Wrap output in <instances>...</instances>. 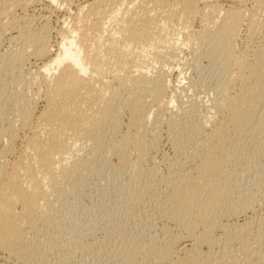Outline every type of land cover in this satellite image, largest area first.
<instances>
[{
  "label": "bare ground",
  "instance_id": "1",
  "mask_svg": "<svg viewBox=\"0 0 264 264\" xmlns=\"http://www.w3.org/2000/svg\"><path fill=\"white\" fill-rule=\"evenodd\" d=\"M37 4L42 5L38 15H30L27 10ZM53 15L59 23L54 45L49 41ZM0 26L18 41L0 55V74L10 83L22 78L24 87L32 88L27 94L20 84L8 85L13 117L0 127L5 141L0 150V264L33 258L52 226L50 214L63 186L97 162L127 161L130 154L137 161L131 199L141 200L144 186L156 179L167 187L163 204L180 232L164 249L191 253L200 241L214 240L237 182L236 151L244 137L264 136V0H0ZM182 48L221 62L212 88L215 112L198 120L199 140L186 155L189 167L175 166L160 178L158 165H141L156 142L150 131L163 120L169 128L173 123L169 104L176 94L170 90L169 70L161 66ZM30 56L34 63L21 69ZM152 61L156 66L161 61L156 73H151ZM247 224L233 227L226 242L238 240L242 255L251 256L253 224ZM257 237L253 240L261 241Z\"/></svg>",
  "mask_w": 264,
  "mask_h": 264
},
{
  "label": "rangeland",
  "instance_id": "2",
  "mask_svg": "<svg viewBox=\"0 0 264 264\" xmlns=\"http://www.w3.org/2000/svg\"><path fill=\"white\" fill-rule=\"evenodd\" d=\"M40 6L42 5L37 4L29 7L27 12L33 16L38 15ZM54 13L55 15L60 14L57 11L52 14ZM55 15L49 20L52 27L49 41L51 44L53 43L52 45L59 37L56 34L59 23L56 22ZM2 29L4 28L0 26V55L9 53L7 51H11L18 42L12 36L11 31ZM30 49L28 50L30 51ZM189 52L188 48L177 49L175 57L166 56L167 58L162 60L164 62L168 60L166 63H162L161 67L164 70H169H167L168 77L172 80L170 90L176 94V100L169 104L174 125L172 123L169 128L163 120L162 124L158 126L159 129L150 131V135L156 138L152 137L156 142L154 147L150 148L144 163L141 161L143 163L141 166L144 169L149 165H158L160 178L167 177V174L169 175L175 166L179 167L176 168L177 170H185L189 167L186 155L190 150L195 149L197 140H199L197 139L198 133H196L199 130H195L200 122L198 120L209 117L207 113L215 112L212 110L215 109L217 96L215 93L213 94L212 88L215 84L214 81L218 80L217 75L221 69V62L205 54H196L195 56V53L193 55ZM33 63L34 58L27 57L21 69L30 68ZM150 63L152 66L154 65L151 73L159 71L157 67H160L161 61L157 62V66L153 61ZM15 79L14 83H10L3 73L0 74V90L3 89L0 91L1 105H3L0 106V127L2 128L9 122V118L13 117L11 114L13 113L11 110L13 109V100L10 99L12 98V89L8 85H11L12 88L19 84V88L24 87L22 78L16 77ZM24 89L27 94L32 93V88L24 87ZM188 109L193 111L189 112ZM154 114L157 115V113ZM156 115H154V119L158 117ZM126 116L127 114H124L121 118L123 123ZM151 119L153 120V118ZM155 130L157 134L154 133ZM198 137H200V131ZM3 140L4 138L0 140V150L4 145L2 143L5 142ZM236 152L237 155L235 154L236 157L233 158V160L235 159L233 168L237 171L235 180L237 182L222 209V213H224L220 218L222 222H219V227L217 226L213 232L214 240L210 237L212 241L210 239L200 241L202 245L199 242V248L191 253H189L190 251L179 252L174 247L170 248L171 250L175 249L172 253L170 249H164L166 244L170 247L172 235L175 233L177 235L180 229L173 216L171 217L168 215L169 212H166V209L169 208L167 204H163L165 197L162 198V196L168 194L164 195L167 187L163 183H158L156 179L157 182L149 183V188L144 186L146 195L141 200L131 199L132 183L135 180L133 177H136L134 172L132 173V168L137 161L136 155L130 154L127 161H124L122 157H111L105 165L97 162L88 172L82 173L81 177L73 178L63 186L50 214L52 226L44 233V242L36 248V254L32 255L33 258L30 256V260L28 258L18 262H9L12 264H174V262H179L178 264H193L194 262L195 264H197L196 262L208 264L212 262L211 259L215 258V260L213 259L215 264H228L233 260H236L238 264L241 261L243 262L241 264H264V236L262 237L263 234H261V230L264 229V136L259 139L255 138V141L244 137L241 148ZM0 158L2 159L1 151ZM168 169H171L170 172ZM165 206L167 207L165 208ZM250 221L252 222L250 223ZM246 222L254 225H251L250 231L253 237L247 235L252 237L247 250L252 251L250 252L251 256L248 252H246L248 254L242 255L238 240L230 241L231 246L226 242L227 235L233 231V227L236 229V226L246 224ZM259 227L261 228L259 229ZM259 231L260 233H258ZM257 233L261 236H258ZM256 237H261V241L255 242L257 239L253 240V238ZM166 238L169 240H165ZM149 242L151 243L146 247ZM236 243L238 244L236 245ZM228 245L229 247H227ZM168 250L170 253H166ZM196 251L198 252L196 253ZM192 253H195L194 256ZM167 255L169 258L172 256L173 259H168ZM175 255L178 257L176 256V258ZM183 255L186 259L182 257ZM204 257H210V259L207 260ZM189 258L194 260L193 263ZM246 258L251 260L247 261ZM9 262L7 264H11Z\"/></svg>",
  "mask_w": 264,
  "mask_h": 264
}]
</instances>
